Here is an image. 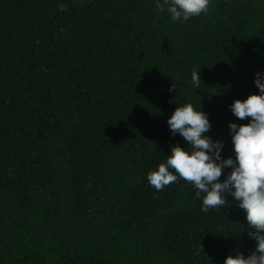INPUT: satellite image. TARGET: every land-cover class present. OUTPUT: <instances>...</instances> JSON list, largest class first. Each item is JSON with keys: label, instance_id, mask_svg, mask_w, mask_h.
Returning <instances> with one entry per match:
<instances>
[{"label": "trees", "instance_id": "1", "mask_svg": "<svg viewBox=\"0 0 264 264\" xmlns=\"http://www.w3.org/2000/svg\"><path fill=\"white\" fill-rule=\"evenodd\" d=\"M156 3L0 0V264H224L255 250L230 194L204 212L193 185L158 191L147 175L187 149L167 124L187 103L235 158L229 123L250 119L230 106L259 94L264 0H210L187 21Z\"/></svg>", "mask_w": 264, "mask_h": 264}, {"label": "clouds", "instance_id": "2", "mask_svg": "<svg viewBox=\"0 0 264 264\" xmlns=\"http://www.w3.org/2000/svg\"><path fill=\"white\" fill-rule=\"evenodd\" d=\"M209 4L210 0H157L156 9L163 12L167 6L173 21H187L207 13ZM58 8L63 12L67 5L59 4ZM191 79L198 89L200 70H194ZM254 84L259 94L236 99L230 106L237 119H250L247 124L229 123L234 159L221 157L223 142L206 135L211 129L207 114L187 103L176 107L167 120L172 135L179 133L187 149L179 143L171 146V154L147 175L149 184L158 191L178 179L193 185L196 198L204 193V212L225 206L226 193L239 202L238 207L246 214L248 236L256 241V248L247 257L240 252L230 254L224 264H264V73H256ZM169 91H177L176 86L172 84ZM226 168L231 171L221 181Z\"/></svg>", "mask_w": 264, "mask_h": 264}]
</instances>
